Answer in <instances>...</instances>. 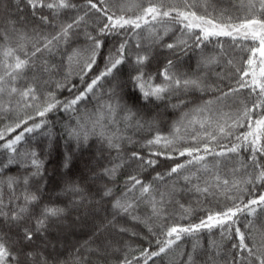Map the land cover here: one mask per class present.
Instances as JSON below:
<instances>
[{
    "label": "snow or ice",
    "instance_id": "1",
    "mask_svg": "<svg viewBox=\"0 0 264 264\" xmlns=\"http://www.w3.org/2000/svg\"><path fill=\"white\" fill-rule=\"evenodd\" d=\"M0 264H264V0H0Z\"/></svg>",
    "mask_w": 264,
    "mask_h": 264
},
{
    "label": "trees",
    "instance_id": "2",
    "mask_svg": "<svg viewBox=\"0 0 264 264\" xmlns=\"http://www.w3.org/2000/svg\"><path fill=\"white\" fill-rule=\"evenodd\" d=\"M110 46V45H109ZM59 59V58H57ZM195 55L190 54L189 57L184 58V68L187 69L188 65L195 66ZM60 78V77H57ZM73 83L76 82V78H73ZM67 95V92L63 93ZM145 116V119H152L155 117L161 126L162 131L167 130V125L173 119L172 110L169 108L165 110L164 106L161 105L159 108L152 107L142 113ZM50 118L53 120V132L57 134L59 137L60 132L62 129V124L68 122V116L64 113H56L50 114ZM39 145L41 149L47 148V138L46 137H39L38 141L35 142ZM64 141L60 140L59 145L56 147V150L53 152L51 157H48L47 160V174H48V184H47V191L45 192V198L51 197L52 199H56L57 194L60 192V189L63 186L62 183V176L64 175V170L61 167V160L62 156L61 153L64 151ZM96 152V147L93 146L92 148L85 150L83 153H77L74 156L73 166L71 171L68 173L69 177L77 178L83 180L84 177L88 175L87 164L89 161L93 159V155ZM16 169H11L9 174H15ZM66 199L65 197L61 196V200ZM75 214L73 213L69 218L65 221V229L66 235L68 240L76 241L77 239H81L85 235V231H82L84 225L82 224H72V219H74Z\"/></svg>",
    "mask_w": 264,
    "mask_h": 264
}]
</instances>
